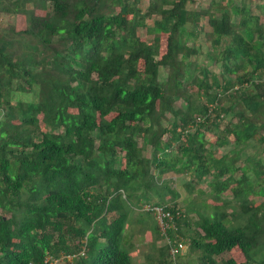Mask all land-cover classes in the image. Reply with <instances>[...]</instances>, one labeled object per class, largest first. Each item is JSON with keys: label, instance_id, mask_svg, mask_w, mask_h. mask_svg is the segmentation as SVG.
<instances>
[{"label": "trees", "instance_id": "1", "mask_svg": "<svg viewBox=\"0 0 264 264\" xmlns=\"http://www.w3.org/2000/svg\"><path fill=\"white\" fill-rule=\"evenodd\" d=\"M0 14L24 18L0 27V264L84 246L72 264H133L144 204L172 214L161 256L190 239L199 264H264V159L247 150L264 152V0H0ZM183 174L211 175L215 203L199 189L182 211L166 178ZM235 247L245 261L218 260Z\"/></svg>", "mask_w": 264, "mask_h": 264}, {"label": "rangeland", "instance_id": "2", "mask_svg": "<svg viewBox=\"0 0 264 264\" xmlns=\"http://www.w3.org/2000/svg\"><path fill=\"white\" fill-rule=\"evenodd\" d=\"M23 17H19V18H15L14 15H10V14H0V27L2 29L8 28L9 26H11L12 24H16L18 28L23 27ZM142 35H145V31L142 30L141 31ZM164 48V46H162ZM195 58V56L193 57V59ZM45 72L49 71L48 69H44ZM38 96V85H35L33 88V91L31 93H25V92H20L17 94L18 98H22L25 100H36ZM207 139H215L213 135L211 134H207ZM221 150L223 151H227L226 149L222 148ZM248 152L249 153H253L255 154L257 152V150H259L258 154H261L262 159H264V152L260 150V145L257 144L255 141H251V144L248 147ZM220 150H217V152ZM145 154V158H144V164L145 166H147L149 169H151V151L150 150H145L144 151ZM243 162L239 161L238 165H242ZM241 173V171H240ZM172 177V178H170ZM211 175L208 176H204L201 178V180H192L190 174H183V175H179V176H175V175H170L168 176L167 179V187H173L174 189H176V192L178 193V195H176V202L178 203V206L180 207V209L182 211H185L187 208V204L190 203L191 198L192 197H197L196 196V190L198 191L199 189H202L204 192L203 194H201V196H198L197 202L201 201L202 199L207 200V202L209 203V205L211 206V204L215 203V201L212 199V197L210 196L211 193V186L209 181L211 180ZM189 181H193L192 184L195 186V191H191L189 190L188 187V182ZM164 182H166V180H164ZM231 192L227 191L224 192V195H229L230 196ZM251 199L253 200V202L257 203L260 202L262 200H264V197L261 196L260 194H253L251 196ZM209 206V207H210ZM151 209V207L147 204H144L143 207H141L140 209H137L134 213L133 216H131L133 218L132 222L135 221V219L138 217L139 213L142 212L141 215V226L137 229V226H133L134 231L133 232H128L130 235H132V239H129L127 237V239H125L124 242V246L125 248L129 251L131 257H132V263L133 264H199V255L200 252L198 250L195 249H191V244H190V239H182V247L180 248L179 252L176 253L174 255L172 249H168V252L166 250L165 254L163 256H161L160 254V249L161 248H165L167 246V244H169V234L164 235V231L165 228L163 227L161 218L159 213L157 212H147L145 210H149ZM207 210H210L208 207L207 208H202L201 211L207 212ZM233 209L229 208L228 212L232 213L234 215H236L237 217H240L242 215L241 210L238 209ZM154 211H156L154 209ZM190 220H188L189 224L183 223L181 225H183V227L188 226L191 227L192 229L195 228L194 226V220L198 218V214L195 211L190 212ZM232 215H230L228 217L229 220H231L232 222L229 223V221H227L229 226L235 227V225H237L235 222H233L234 220L232 219ZM131 220V219H130ZM129 220V221H130ZM131 223H128V227L130 228V226L132 225ZM146 227V230L143 231L145 228L143 226ZM160 227L161 231H159V229L157 228ZM132 230V227L130 228ZM155 230H158L159 232H156ZM185 230H187L185 228ZM196 230L199 231L200 233L202 232V230L198 227H196ZM171 237V236H170ZM181 237V236H180ZM179 237V238H180ZM255 256L257 258L259 257H264V247L261 248V250H259L257 252V254H255ZM230 257L236 258L238 261H245V256L243 254V252L241 251V249L239 247H235L233 250L229 251V252H225L222 253L221 255H219L217 258L219 261H221L222 259H228ZM161 261V262H160ZM64 264H68V263H64Z\"/></svg>", "mask_w": 264, "mask_h": 264}, {"label": "built area", "instance_id": "3", "mask_svg": "<svg viewBox=\"0 0 264 264\" xmlns=\"http://www.w3.org/2000/svg\"><path fill=\"white\" fill-rule=\"evenodd\" d=\"M155 210L160 215L163 227L164 228L167 227L169 224L167 219H171L172 214L169 211L164 210L162 207H156ZM182 246H183L182 243H179L178 247H174L172 249L173 253L178 249H180ZM85 253H86V248L84 246L82 250L79 251L78 253L62 254L61 256L58 257H53L51 255L46 256L42 264H64V263L72 264L74 257L76 255H85ZM32 264H39V263H32Z\"/></svg>", "mask_w": 264, "mask_h": 264}]
</instances>
